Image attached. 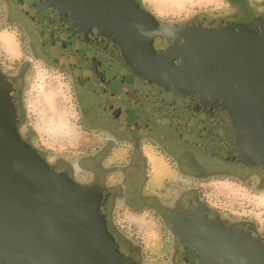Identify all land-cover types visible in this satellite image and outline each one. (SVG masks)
<instances>
[{
  "label": "water",
  "instance_id": "water-1",
  "mask_svg": "<svg viewBox=\"0 0 264 264\" xmlns=\"http://www.w3.org/2000/svg\"><path fill=\"white\" fill-rule=\"evenodd\" d=\"M0 1L50 45L65 38L67 49L115 63L152 96L210 113L264 146V16L168 24L137 0ZM157 39L172 45L157 51ZM19 124L16 82L0 68V264H139L109 228L112 193L50 165ZM173 224L187 262L264 264L262 238L223 226L205 207L190 203Z\"/></svg>",
  "mask_w": 264,
  "mask_h": 264
},
{
  "label": "flooded vegetation",
  "instance_id": "flooded-vegetation-1",
  "mask_svg": "<svg viewBox=\"0 0 264 264\" xmlns=\"http://www.w3.org/2000/svg\"><path fill=\"white\" fill-rule=\"evenodd\" d=\"M263 2L257 7H264ZM17 11L36 27L40 39V42L33 39L28 42L31 54H41L47 63L71 79L78 125L83 134L75 153L37 149L53 167L65 164V171L77 183L101 186L112 193L105 204L110 229L113 213L118 210L148 213L156 223L158 221L161 240L169 244L163 251L161 263L146 262L145 248L139 247L141 243H136L132 237L124 241L133 257L141 256L140 261L136 259L139 264H192L184 258V248L179 244L173 224L190 203L205 207L223 226L251 231L264 240V222L248 220L233 212L224 213L201 196L211 176L223 177L233 172L234 177L235 173H241L251 180L256 179L258 188L264 191V146L255 142V134L247 135L212 114L175 99L152 96L115 63L91 52L67 49L62 41L65 38L50 45L38 25ZM249 12L252 17L235 23H249L264 16V10L254 5ZM171 45L162 39L155 41V48L160 52ZM36 61L29 57L15 73L3 71L18 85L19 128L22 137L32 145L22 130L20 84L26 81L27 70H33Z\"/></svg>",
  "mask_w": 264,
  "mask_h": 264
},
{
  "label": "rangeland",
  "instance_id": "rangeland-1",
  "mask_svg": "<svg viewBox=\"0 0 264 264\" xmlns=\"http://www.w3.org/2000/svg\"><path fill=\"white\" fill-rule=\"evenodd\" d=\"M140 1L159 19L170 24L187 23L196 19L201 20L203 17L210 21L221 19L240 22L249 18L251 15L249 8L253 5L264 10V7H257L264 0H247L246 3L244 0ZM14 6L0 2V68L7 74L15 73L29 57L37 59L35 68L27 70V79L20 84L22 130L25 137L38 149H53L57 153L78 152L83 134L78 125L79 115L76 111L72 81L47 63L41 54H31L28 42L31 39L40 42L36 27L29 24ZM16 86L18 96L17 83ZM27 128H31L32 131H28ZM55 168L66 170L67 166L61 164ZM226 171L232 172L229 168H226ZM233 174L234 172L223 177L211 176L203 186L202 198L224 213L233 212L248 220L256 219L263 223L264 191L258 188L256 179L251 180L241 173H235L234 177ZM140 218L143 220L142 223L137 222ZM157 224L158 221L156 223L148 213L131 214L118 210L113 213L110 230L124 241L129 236L136 243L140 242L139 247L145 248L146 262L161 263L163 251L169 244L161 240L163 238L160 237ZM136 259L140 261L141 256L137 255Z\"/></svg>",
  "mask_w": 264,
  "mask_h": 264
},
{
  "label": "crops",
  "instance_id": "crops-1",
  "mask_svg": "<svg viewBox=\"0 0 264 264\" xmlns=\"http://www.w3.org/2000/svg\"><path fill=\"white\" fill-rule=\"evenodd\" d=\"M215 2H218L217 0H215ZM152 161H155V158H153L152 159ZM129 218V217H128ZM138 223H142L143 222V220L140 218L138 221H137ZM141 230V229H140Z\"/></svg>",
  "mask_w": 264,
  "mask_h": 264
}]
</instances>
